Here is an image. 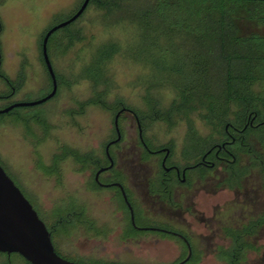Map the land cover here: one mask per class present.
Segmentation results:
<instances>
[{"label":"rangeland","instance_id":"374dc122","mask_svg":"<svg viewBox=\"0 0 264 264\" xmlns=\"http://www.w3.org/2000/svg\"><path fill=\"white\" fill-rule=\"evenodd\" d=\"M81 1L0 0V71L11 81L8 84L0 77V94L6 95L17 87L22 63L25 73L22 84L15 88L14 94L0 99V108L17 101L39 99L50 90V81L41 60V37L46 29L69 17ZM71 29L79 38L66 48L63 33L59 32L58 42L51 51L53 68L61 76L57 95L43 103L19 107L11 114L0 115V164L35 206L43 221L52 223V214H57L55 210L61 212L72 203L88 210L95 223L113 226L114 222H110L113 212L125 209L122 200L119 197L113 198L112 191L94 186L88 171L81 169L71 157L67 156L54 165L53 156L59 154L62 147L102 156L105 143L115 136L114 117L119 109L115 104L117 100L137 112H148L146 84L143 83L148 68L133 61L124 52L127 45L136 40L138 30L134 24L121 22L110 26L103 22L101 12L90 5ZM108 41L117 42L121 50L106 64L109 84H101L94 89L90 80L79 76L80 71L90 62L95 49ZM95 92L102 93L101 105L88 103ZM154 94L159 97L163 107L174 96L168 86L156 88ZM118 125L123 136L121 145L125 148L123 158L130 159L129 148L138 137L136 123L125 113L119 118ZM194 126L201 135L208 132L196 116ZM186 133L185 121L179 120L170 125L163 120L147 119L143 135L149 146L171 147L170 159L180 161ZM38 162L43 169L38 167ZM125 183H128L127 179ZM128 188L135 210L142 212L140 196L133 195L131 186L128 185ZM232 197L229 191L219 193L217 197L200 194L198 208L204 210L207 216L216 201L222 204L223 201H231ZM195 225L201 226L200 221ZM83 231L80 228L71 234L70 230L63 233L59 229L53 243L61 253L71 257L139 261L145 264L157 262L163 251L162 247H156V250L150 245L123 244L114 235L105 246V243L97 239L92 241L89 238L91 234ZM260 244L263 246L260 254H251L248 260L264 259V238ZM157 251L159 255H156ZM10 259L11 264H24L16 256L12 255ZM204 264L221 263L208 258ZM261 264H264V260Z\"/></svg>","mask_w":264,"mask_h":264},{"label":"trees","instance_id":"16d2710c","mask_svg":"<svg viewBox=\"0 0 264 264\" xmlns=\"http://www.w3.org/2000/svg\"><path fill=\"white\" fill-rule=\"evenodd\" d=\"M90 5L101 12L103 22L110 26L121 22L136 26V40L129 43L124 52L130 59L148 68L143 79L148 112L132 111L137 114L143 130L147 119L163 120L170 125L179 120L185 121L187 133L181 151L185 160L196 159L209 145L220 142L226 134L225 126L242 121L247 114L264 119V0H90L85 11ZM75 21L50 35L47 42L49 58L53 45L58 42L59 32L63 33L66 48L79 38L71 29ZM120 50L121 46L114 41L100 44L79 76L90 80L94 89L101 84L107 86L106 64ZM41 60L51 90L52 82L42 52ZM53 69L57 80L56 96L61 76ZM0 77L11 83L2 71ZM24 77L22 63L17 87L6 95L0 94V99L14 94ZM162 86H168L174 93L166 107L154 94L155 89ZM102 102L103 96L99 92L88 100L90 104L101 105ZM115 104L119 109L126 107L121 100ZM17 108L0 115L11 114ZM195 116L207 127L205 135H201L194 126ZM252 132L260 146H264V129L254 128ZM251 145L253 162L264 161V154L255 148V143ZM67 156L81 169L99 160L92 152L80 153L62 147L61 152L53 156L54 165ZM39 162L38 167L43 169ZM75 209L85 210L72 203L61 212L55 210L57 214H52L54 224L51 226L54 232L60 229L59 226L69 224L59 220L65 221L67 213ZM241 236L238 234L237 238L240 240ZM12 255L24 264H30L18 253L1 252L0 264H11Z\"/></svg>","mask_w":264,"mask_h":264},{"label":"flooded vegetation","instance_id":"af4514ba","mask_svg":"<svg viewBox=\"0 0 264 264\" xmlns=\"http://www.w3.org/2000/svg\"><path fill=\"white\" fill-rule=\"evenodd\" d=\"M122 108L118 120L123 114H129L137 127L138 137L129 148L130 159L123 158L125 148L121 145L123 136L118 125L119 138L114 126L115 136L105 143L102 156L97 155L99 160L85 169L92 177L91 183L98 189L112 191L111 196L119 197L125 209L113 212L110 218L113 226L95 223L86 209L71 210L65 221L59 220L69 223L59 226L60 232L70 230L73 234L82 228V233L91 234L92 241L97 239L105 246L116 236L123 244L150 245L156 250L162 247L161 257L150 264H204L208 258L221 264H261L262 257L248 260V256H258L263 248L260 241L264 238V161L253 162L251 144L255 143V148L264 154V146H260L252 132L254 128L264 129V119L247 114L242 121L226 125V134L220 142L209 145L196 159L187 161L181 152L180 161H172L171 147H149L137 114L126 107L117 112ZM128 185L133 195L141 197L142 212L135 210ZM224 191L233 194L231 201L222 204L216 201L207 216L198 208L200 194L217 197ZM51 221L43 222L53 243L58 229L54 232L51 228L54 221ZM197 221L201 226L195 225ZM238 234H242L240 240ZM54 248L62 257L82 264H145L93 257L82 259L61 253L57 245Z\"/></svg>","mask_w":264,"mask_h":264},{"label":"water","instance_id":"95a60500","mask_svg":"<svg viewBox=\"0 0 264 264\" xmlns=\"http://www.w3.org/2000/svg\"><path fill=\"white\" fill-rule=\"evenodd\" d=\"M90 0H83L79 7L66 19L51 26L42 39L41 52L45 67L50 75L52 87L43 97L32 101H17L3 108L0 114L16 107L34 106L52 98L57 92V80L47 51L50 35L78 19L85 11ZM114 117V126L118 132V116ZM141 131V130H140ZM121 187V186H120ZM123 198L132 212V207L121 187ZM133 218V216H132ZM0 252L18 253L30 264H82L59 255L54 248L51 235L36 209L13 179L0 164Z\"/></svg>","mask_w":264,"mask_h":264}]
</instances>
